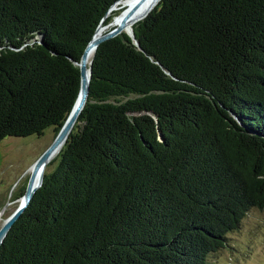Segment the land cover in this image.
Listing matches in <instances>:
<instances>
[{"label": "trees", "instance_id": "16d2710c", "mask_svg": "<svg viewBox=\"0 0 264 264\" xmlns=\"http://www.w3.org/2000/svg\"><path fill=\"white\" fill-rule=\"evenodd\" d=\"M116 1L0 0V140L56 134ZM131 28L94 49L0 264H206L264 211V0H158Z\"/></svg>", "mask_w": 264, "mask_h": 264}, {"label": "rangeland", "instance_id": "374dc122", "mask_svg": "<svg viewBox=\"0 0 264 264\" xmlns=\"http://www.w3.org/2000/svg\"><path fill=\"white\" fill-rule=\"evenodd\" d=\"M135 1L121 0L110 7L108 22L101 24L105 25L103 32L114 26L119 14ZM53 135L52 128L47 127L39 137L29 135L0 140V225L18 204L28 179L29 166ZM53 165L54 162L48 168ZM206 264H264V211L249 209L237 228L226 235L225 245L206 257Z\"/></svg>", "mask_w": 264, "mask_h": 264}, {"label": "water", "instance_id": "95a60500", "mask_svg": "<svg viewBox=\"0 0 264 264\" xmlns=\"http://www.w3.org/2000/svg\"><path fill=\"white\" fill-rule=\"evenodd\" d=\"M157 1L158 0H156L155 3L151 4L148 7V9L141 15L142 17H140L139 19L143 18L152 9V7L157 3ZM113 6L114 5H112L111 8ZM128 17L124 16L116 25L110 27L108 30L104 31L101 34H96L99 28L104 29L105 27V25L103 26L101 25V23H99L94 29V32L91 38L85 45L78 62L74 63L77 65L78 71H79V85H78V91H77L76 97L73 101L70 111L66 115L63 123L61 124L60 128L58 129V131L56 132L52 140L40 152V154L35 158V160L29 166L28 170H30V173L28 175V179H27L24 191L20 196L18 204L13 209V211L3 220L2 224L0 225V243L2 242L11 224L17 219L19 214L23 211L25 206L30 201L35 189L40 185L41 180H42L43 168H45L52 153L55 150L59 149V147L62 145V143L66 139L72 125L74 124L76 120L77 115L79 114L85 102L87 91H88V81H89V73H90V67H89L90 59L87 61L88 52L92 50V53H93L98 43H100L101 41L105 39L111 38L121 32H124L132 40V42L137 45L133 37L132 28L131 27L127 28L125 26V20ZM109 24H111V22ZM158 140L160 141L162 140V137L159 133H158ZM36 175H38L37 179H35Z\"/></svg>", "mask_w": 264, "mask_h": 264}, {"label": "bare ground", "instance_id": "6f19581e", "mask_svg": "<svg viewBox=\"0 0 264 264\" xmlns=\"http://www.w3.org/2000/svg\"><path fill=\"white\" fill-rule=\"evenodd\" d=\"M121 0L117 1V4L120 2ZM156 0H136L134 2L133 5H131L125 12H121L118 16V18L116 19V21H114L115 25L125 16H129L126 20H125V26L127 28H130L135 22L137 19H139L140 17H142L141 15L148 9V7L155 3ZM116 4V5H117ZM114 4V6H116ZM113 8V7H112ZM103 32V29L102 28H99L97 33L96 34H101ZM92 55V50H90L87 54V61L90 59ZM58 149L55 150L52 155L50 156V159L51 160L52 158L54 159V157L56 156ZM43 171L44 168H43ZM42 171V172H43ZM28 173H30V170H28ZM38 175H36L35 179H37Z\"/></svg>", "mask_w": 264, "mask_h": 264}]
</instances>
